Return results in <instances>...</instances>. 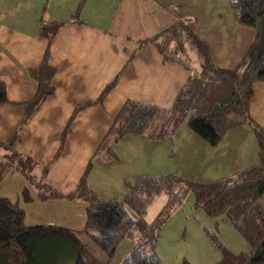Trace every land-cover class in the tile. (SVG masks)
<instances>
[{
    "label": "crops",
    "instance_id": "1",
    "mask_svg": "<svg viewBox=\"0 0 264 264\" xmlns=\"http://www.w3.org/2000/svg\"><path fill=\"white\" fill-rule=\"evenodd\" d=\"M232 1L0 0V81L9 102L0 106V143H7L16 133L12 149L31 158L39 169L48 166L44 183L52 190L71 193L125 102L169 108L190 75L182 65L164 64L154 47H139L141 41L184 19L209 47L213 65L236 66L254 40L255 31L237 24ZM49 23H63L49 49L54 92L22 124L23 104L37 87L29 73L39 68L47 48L39 28ZM117 75L112 90L95 104ZM88 103L91 105L72 118L61 153L53 161L73 112ZM249 115L264 130V83L253 86ZM113 151L115 160H92L86 180L88 189L102 199L122 200L127 194L126 183L140 177L175 174L199 182L223 181L259 161L257 140L247 124L228 131L216 147L183 124L170 140L126 136ZM5 153L0 149V155ZM0 188L9 197L1 198L19 203L27 226L58 225L72 230L84 226V204L53 200L46 202L50 211L42 213L46 203L37 200L34 190L17 173L8 175ZM23 189L29 192L28 203L21 198ZM193 205L194 199L186 197L161 228L156 246L161 264L165 255L183 256L193 247L191 230L206 250L215 249L204 231L217 223ZM194 212H198V222L188 221ZM129 244L127 254L117 264L128 255ZM215 258L220 259V254ZM173 263L182 262L177 258Z\"/></svg>",
    "mask_w": 264,
    "mask_h": 264
},
{
    "label": "trees",
    "instance_id": "2",
    "mask_svg": "<svg viewBox=\"0 0 264 264\" xmlns=\"http://www.w3.org/2000/svg\"><path fill=\"white\" fill-rule=\"evenodd\" d=\"M237 24L255 31V38L233 68L212 64L209 47L192 31L187 20L180 19L162 28L139 43L152 46L164 64H179L191 71L183 56L188 47L198 56L196 70L190 72L169 108L127 101L116 113L109 129L88 161L75 189L63 195L44 183L48 166L41 169L31 158L13 149L16 133L0 149V184L10 174L21 175L33 189L37 200L78 201L84 204V226L72 230L58 225L25 224V213L19 203L0 197V264H110L124 240L131 250L120 264H160L156 253L161 228L192 195L193 207L212 220L222 218L247 245L246 252L232 253L217 243L215 224L204 233L219 250L216 264H264V130L249 115L253 86L264 83V0H233L230 3ZM63 23H49L39 28V36L47 48L39 68L30 71L37 87L26 101L22 124L54 92L49 66V49ZM183 54V55H182ZM186 56V55H185ZM118 75L99 95L100 104L118 81ZM5 86L0 81V106L8 104ZM85 104L75 109L62 132L61 153L72 118ZM211 147H216L230 130L247 124L258 146V163L223 181L199 182L175 174L140 177L126 183L127 194L122 200L102 199L87 187L92 160H115L113 146L126 136H143L151 141L170 140L181 125ZM159 196L165 203L153 220L147 221L148 208ZM21 198L30 202L23 189ZM86 236L96 250L83 243ZM182 264H188L182 261Z\"/></svg>",
    "mask_w": 264,
    "mask_h": 264
},
{
    "label": "rangeland",
    "instance_id": "3",
    "mask_svg": "<svg viewBox=\"0 0 264 264\" xmlns=\"http://www.w3.org/2000/svg\"><path fill=\"white\" fill-rule=\"evenodd\" d=\"M186 51H187L185 54L186 56L184 55L183 59H185L187 65H189V68L191 70L190 72H193L194 70H196L197 65H198V56L195 50L191 49L190 47H188ZM1 189L2 188H0V196L8 197L7 193H3L5 195L1 193ZM189 196L193 198L192 195H189ZM165 200H166L165 196H159L154 200L153 204L150 205V207L148 208L147 215H146L147 221H151L154 219V217L158 214L159 210L162 208L163 204L165 203ZM48 205L49 204L46 203V206H44V208H42L40 211L42 213H45V211L46 213H48L51 209V206H48ZM197 213L198 212H194V214L192 215L190 214L188 221L198 222V219L195 218L197 216ZM207 219L210 220L211 218L207 217ZM211 221L213 224L214 223L218 224L217 227L214 228L215 238H216L217 243H219L222 247H224L226 250L232 253L246 252L248 250L247 245L238 237V235L234 232V230L229 225H227L226 223L222 221V218H219L217 220L211 219ZM190 236L191 238H193L191 240V242H193L192 244H194L193 247L190 250H185L186 253H184L183 256L174 255V254L165 255V257H163V264H170L172 262H175L177 258L178 260L180 259L181 262H182V258H185L186 260H183V261L187 262L188 264H203V263L209 264V262H211V264H215L218 262L219 257L215 258V255L219 256L220 254L218 249L210 250L208 248L206 250L205 246H202L200 243H198L200 240L199 238H197L196 234H194L192 230L190 231ZM81 240L83 241V243L90 246L92 250L94 251L96 250V248L92 245V243L86 236L81 235ZM129 243L130 242L127 240H124L123 242H121L110 264H117L119 260H121L127 254L128 252L127 247L130 248ZM175 251L176 250H174V252ZM200 258H203L201 263H200Z\"/></svg>",
    "mask_w": 264,
    "mask_h": 264
}]
</instances>
